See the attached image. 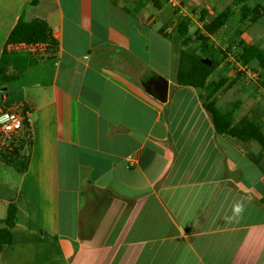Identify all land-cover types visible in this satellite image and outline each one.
<instances>
[{"label":"crops","instance_id":"1","mask_svg":"<svg viewBox=\"0 0 264 264\" xmlns=\"http://www.w3.org/2000/svg\"><path fill=\"white\" fill-rule=\"evenodd\" d=\"M30 1L0 0V79L14 77L0 80V113L26 108L27 123L32 113L36 122L18 197L1 206L5 214L14 205L19 221L11 244L0 249V264H264L260 148L218 136L201 107V91L175 84L171 65L178 52L169 60L161 50L152 52L151 30L144 28L155 24L161 6L154 17L144 14L145 7L136 18L119 1L50 0L44 20L27 21L44 22L58 52L43 63L24 57L21 74L1 51ZM233 1L209 0L214 8L202 11ZM255 5L264 8H248ZM199 16L203 34L215 16ZM159 21L156 35L166 44L171 32L163 28L171 19ZM244 27L235 56L224 55L210 77L232 86L212 100L220 113L239 103L234 122L254 111L249 118L264 134V91L255 82L259 70L251 72L256 62L247 71L235 59L243 47L264 49L258 45L264 29L246 34ZM218 32L210 39L221 52L228 41L221 43ZM232 61L235 72L228 69ZM151 74L168 83L164 104L141 86ZM4 86L23 92L19 104L9 102ZM95 192L115 197L95 198ZM237 203L243 206L239 215L233 212ZM33 228L56 241L28 231Z\"/></svg>","mask_w":264,"mask_h":264},{"label":"trees","instance_id":"2","mask_svg":"<svg viewBox=\"0 0 264 264\" xmlns=\"http://www.w3.org/2000/svg\"><path fill=\"white\" fill-rule=\"evenodd\" d=\"M249 0H234L230 6L221 11L214 19L203 26V35L199 41L198 54L187 52L184 47L189 39L186 36L188 24L186 22L179 23L178 35L179 43L182 45L178 52L177 65L175 72V84L179 87L197 89L201 91L199 101L204 112L209 116L212 127L218 136L226 139H238L239 141H253L260 148L259 158L264 153V135L261 132L262 126L255 121L250 120V115L243 116L238 122H234L233 115L239 108V103H235L226 113H220L214 106L212 97L219 90H226L232 86L231 82L224 79H218L210 82L211 75L221 64V52L214 49L210 37L214 36L226 24L231 14L232 6H240L239 16L240 22L250 25L257 22L264 16V8L261 5H255L252 9L246 7ZM39 0H31L27 6L34 7ZM167 2V0H166ZM152 6L156 10L160 7L159 0H137L132 4V10L121 8L127 15L132 16L139 13L146 6ZM202 34V33H201ZM58 52V42L52 35L50 28L42 21H26L24 19V10H22L16 20L15 25L11 29L3 45L2 56L27 55L33 60L43 63L53 60ZM240 66H250L252 62H256L257 68L264 71V49L258 46L243 47L242 51L236 57ZM210 62V67L205 66V62ZM2 82H10L14 77L2 76ZM259 88L264 91V77L257 79ZM23 113L26 108L22 109ZM23 127L25 131L21 137L17 139L10 148L4 151L7 160L10 157L26 158L30 149V131H27L28 123L23 118ZM254 164H258L254 161ZM25 167V166H24ZM264 169V168H263ZM262 172L264 174V170ZM0 228V249L2 246L11 244V230L17 223V210L14 205H8L6 216L3 219Z\"/></svg>","mask_w":264,"mask_h":264},{"label":"rangeland","instance_id":"3","mask_svg":"<svg viewBox=\"0 0 264 264\" xmlns=\"http://www.w3.org/2000/svg\"><path fill=\"white\" fill-rule=\"evenodd\" d=\"M117 1L121 2V4L123 5L122 7H125L127 9L132 10V5H129V4L126 5L121 0H114L115 3H117ZM214 1L215 0H210V2H214ZM225 1H227V0H225ZM159 3L161 6V13H159L157 18L155 19L156 20L155 24L153 26H151L150 28H144V30L146 32L151 30L150 36L152 38V52L161 50L163 53H165L168 56V60L173 59L175 54H177V52H179V49L181 48L180 45H182V44H181V42L179 43L180 40H179V35H178V30H177L178 29L177 26L179 25V23H181V21L186 22L188 24L187 30H186V36L188 37L189 41L185 45L184 49L187 52H192V53L198 54L199 45H200L199 39L201 36H204L203 34H201L202 24H201L200 20H202V19H200V16H199L200 11H201V13L205 12L207 14V19H210L211 15L212 16L218 15L222 10H224L227 6L230 5V4L229 5L227 4L226 6L223 5L222 7H217L216 9H210V10L207 9L206 11L203 10L204 11L203 12L202 9L208 8L210 6L209 0H183V3L185 5H187L188 7L186 6L187 7V10L185 12L186 15H185V17L182 18L178 14V11L171 8V6L166 2V0H159ZM253 3L264 5V0H251V1H248V3H246L245 6L251 7V5ZM38 4H39V2H38ZM38 4L36 6H38ZM47 5L51 6L52 2L50 0H46L45 4L41 7L34 6V7L26 8L27 12L25 13V11H24V19L26 21L30 18L31 19L38 18V19L44 20L45 19V12L47 13V15L51 12V11L46 10ZM61 7L65 11V8H67V4L64 3V5H61ZM146 7H147V9L144 10L145 12L142 11V12H144V14L146 16L154 17V14L156 12L158 13V10H156L154 7H152L150 5H148ZM210 8H214V7L210 6ZM239 8H240V6H232L231 7V14L228 17L225 26L218 32V34H220L219 37L222 38L221 43L224 41H228L226 45L220 47L223 50V51H221V55H220V58H222V59H224V55L226 57L227 54L230 56H235L234 54H232V52L235 50L234 48H236L238 46V43H239V42H237V39H238L237 37L239 35L238 32H240L241 30L244 31L245 30L244 26H247L246 34L252 33L253 30H261L262 31V29H264V16L262 18H260L257 22L250 24V25L244 24L243 22H240ZM191 9H193V10H191ZM139 16L140 15L138 13L133 14V17L138 18ZM159 16L163 17L164 19H168V20L171 19V22L170 21L167 22V24L163 28V30L169 29L171 32L169 37H167V39L164 40L166 42V44L160 42L159 41L160 36L156 35L159 28L154 27V26L155 25L159 26V24H160L159 19H161V17H159ZM173 21H175V22H173ZM202 32H203V27H202ZM215 41L217 42V40H215ZM242 43H244V42H242ZM258 45L264 46L263 42L258 43ZM3 57H6V56H3ZM24 57H27V55L11 56V57H9L10 60H8V58H7L9 65L16 66V70H14V72L23 74L26 71V68L24 66V60H23ZM175 59H176V56H175ZM26 62H28V61H26ZM28 64L31 65L32 63L28 62ZM176 65H177V61H176V64L174 61V63L171 65L173 68V72L176 71ZM251 68L253 69V70L251 69V72H254L255 70H259L258 68H253V67H251ZM228 69L232 70L234 72L237 71L236 70V64L234 63V61L228 62ZM235 74H237V76H238V73H235ZM214 76L215 75L213 73L211 75V77H214ZM261 76L264 77V71L259 70V76L255 77V82L257 79L259 80V78ZM43 81H44L43 78L40 79V82L43 83ZM4 88H7L5 95L9 98L10 103H12L13 105H17L21 102L24 94L20 89H13L11 86H4ZM0 104H1V100H0ZM19 110L20 111H18V113L21 114V116L24 118L26 112L23 113L21 108H19ZM262 112H264V111L262 110ZM253 113H254V111H251L249 113V115H251ZM263 118H264V115H263ZM34 119H35V115L32 113L30 115L29 122H28L29 128L27 127V131L28 132L30 131V138H31L30 150L28 151V154H29V152H31V149H32V135L36 131L35 130L36 122H33ZM32 130H35V131L32 132ZM24 131H25V128L23 127L22 132H24ZM232 139H234V138H232ZM235 140H238V139H235ZM246 142H249L251 145H253V141H246ZM7 148H10V147L9 146L8 147H2L0 145V211H1V206L4 204L5 200H12V199L18 197L16 184H19V182L21 180V174H23L27 170V164H28L29 159H30V155H28L26 158L10 157L7 160L6 156L4 155V151H3V150H7ZM262 155H263V157L261 158V160H259V166H260V168L263 169L264 168V154H262ZM250 156L252 158H258L257 155H250ZM43 160H44V158L42 155H40L37 159L39 164ZM97 196H100L101 198L115 197L113 192H104V193L95 192L94 197L96 198ZM5 216H6V213L2 214L0 212V219H2ZM21 220L23 222L25 221V219L23 217L21 218ZM17 221H19L18 214H17ZM0 228H1V226H0ZM33 230H35V231H33ZM28 231L33 232L34 234L38 233V235H43L46 237L45 239H48L51 241H56L55 239L48 238L49 235L47 234L46 230H44L45 233L43 231H41L40 229L36 230L35 228H33L32 230H28Z\"/></svg>","mask_w":264,"mask_h":264},{"label":"built area","instance_id":"4","mask_svg":"<svg viewBox=\"0 0 264 264\" xmlns=\"http://www.w3.org/2000/svg\"><path fill=\"white\" fill-rule=\"evenodd\" d=\"M171 8L178 11V14L183 18L186 15L187 7L183 0H167ZM247 71L250 66L244 67ZM255 76H257L255 74ZM7 117V119H4ZM17 124L19 125L17 127ZM23 117L14 110L4 111L0 113V145L2 147L11 146L22 135Z\"/></svg>","mask_w":264,"mask_h":264},{"label":"water","instance_id":"5","mask_svg":"<svg viewBox=\"0 0 264 264\" xmlns=\"http://www.w3.org/2000/svg\"><path fill=\"white\" fill-rule=\"evenodd\" d=\"M164 36H166L164 34ZM206 67H210V62L207 61L204 63ZM142 88L145 93L152 97L157 102L164 104L167 99L168 83L163 78L151 74L147 77L142 83Z\"/></svg>","mask_w":264,"mask_h":264},{"label":"clouds","instance_id":"6","mask_svg":"<svg viewBox=\"0 0 264 264\" xmlns=\"http://www.w3.org/2000/svg\"><path fill=\"white\" fill-rule=\"evenodd\" d=\"M4 119H7V117H5ZM18 126L19 125L17 124V127ZM242 211H243V206L240 203L234 205L233 207L234 214L239 215Z\"/></svg>","mask_w":264,"mask_h":264}]
</instances>
